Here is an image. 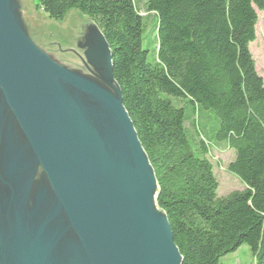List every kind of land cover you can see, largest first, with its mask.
I'll return each instance as SVG.
<instances>
[{"label":"water","instance_id":"95a60500","mask_svg":"<svg viewBox=\"0 0 264 264\" xmlns=\"http://www.w3.org/2000/svg\"><path fill=\"white\" fill-rule=\"evenodd\" d=\"M14 1L0 0V115L24 140L0 133V264H182L103 34L83 49L90 75L73 71Z\"/></svg>","mask_w":264,"mask_h":264},{"label":"trees","instance_id":"16d2710c","mask_svg":"<svg viewBox=\"0 0 264 264\" xmlns=\"http://www.w3.org/2000/svg\"><path fill=\"white\" fill-rule=\"evenodd\" d=\"M145 7L158 19L153 62L143 48L145 23L136 0L37 4L58 22L78 11L107 41L182 264H221L245 245L264 264V79L250 51L264 0H149ZM188 106L219 119L215 138L235 151L228 171L243 191L218 196L209 147L202 141L196 148L187 130Z\"/></svg>","mask_w":264,"mask_h":264},{"label":"rangeland","instance_id":"374dc122","mask_svg":"<svg viewBox=\"0 0 264 264\" xmlns=\"http://www.w3.org/2000/svg\"><path fill=\"white\" fill-rule=\"evenodd\" d=\"M137 7L144 18L145 32L143 48L149 51V62L155 59L157 48L156 28L158 19L153 13H148L145 4L149 0H136ZM18 14L24 29L33 43L46 53L51 59L73 71H88L84 47L93 41V35L99 32L95 23L76 10L70 11L64 21H54L37 9L38 0H15ZM257 39L250 45V51L256 62L259 75L264 79V12L258 15ZM175 105H186V101L170 98ZM188 119L187 130L194 146L197 148L202 141L209 147L208 159L211 162L215 176L219 182L218 196L227 197L233 192L244 189L243 184L228 171L234 161L236 153L226 143L218 142L215 133L219 128V119L213 112L198 109L193 112L186 108ZM12 128V129H11ZM9 127V121L2 120L0 115V133L9 132L17 141L24 139L14 124ZM39 176L41 173L39 172ZM221 264H257L249 246L239 248L235 253L225 256Z\"/></svg>","mask_w":264,"mask_h":264},{"label":"crops","instance_id":"0c3cea01","mask_svg":"<svg viewBox=\"0 0 264 264\" xmlns=\"http://www.w3.org/2000/svg\"><path fill=\"white\" fill-rule=\"evenodd\" d=\"M264 12V11H263ZM259 13L260 12H258V15H259ZM258 25H259V21H258V23H257V26H256V33H257V30H258ZM256 39H257V34H256ZM245 188V187H244ZM244 190V189H243ZM243 190H241V191H243Z\"/></svg>","mask_w":264,"mask_h":264},{"label":"flooded vegetation","instance_id":"af4514ba","mask_svg":"<svg viewBox=\"0 0 264 264\" xmlns=\"http://www.w3.org/2000/svg\"><path fill=\"white\" fill-rule=\"evenodd\" d=\"M84 72H85L87 75H90V73H89L88 71L84 70Z\"/></svg>","mask_w":264,"mask_h":264}]
</instances>
